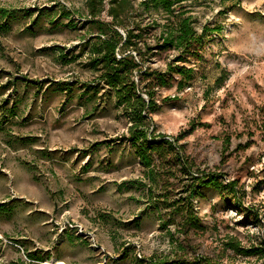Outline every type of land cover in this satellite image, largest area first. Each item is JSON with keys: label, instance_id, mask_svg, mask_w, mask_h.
<instances>
[{"label": "rangeland", "instance_id": "rangeland-1", "mask_svg": "<svg viewBox=\"0 0 264 264\" xmlns=\"http://www.w3.org/2000/svg\"><path fill=\"white\" fill-rule=\"evenodd\" d=\"M141 1L132 19L152 44L165 14ZM83 4L0 0V264H264L225 246L264 249V0L192 3L195 29H207L197 54L148 62L193 69L181 91L172 74L156 92V130H194L177 144L191 173L172 167L155 193L180 196L204 172L236 181L233 193L200 188V229L151 195L124 110L86 67Z\"/></svg>", "mask_w": 264, "mask_h": 264}, {"label": "trees", "instance_id": "trees-1", "mask_svg": "<svg viewBox=\"0 0 264 264\" xmlns=\"http://www.w3.org/2000/svg\"><path fill=\"white\" fill-rule=\"evenodd\" d=\"M231 1L221 0L222 3ZM194 2L199 0H142L138 6L143 7V10L161 9L165 14V22L158 25L160 31L154 35L152 44L146 36V28L132 19L134 0H84V11H75L89 31L88 39L79 45L82 49L87 48L86 67L97 74L95 80L112 91L115 104L124 110L130 123L127 139L146 170L145 176L150 182L147 187L151 195L163 197L162 202L171 208L172 214L181 215L188 229L201 228L192 209V199L200 196V188L224 189L233 193L236 186L235 180L223 183L222 175L204 172L191 183L183 184L180 196L170 195L167 189L161 195L155 193L158 182H161L160 177L166 171H171L172 167L179 172L191 173L192 164L184 158L182 147L177 144L183 136L194 130V127H189L176 137L158 132L151 117L158 108L156 92L158 88L168 85V76L172 74L180 77L176 89L181 91L191 78L193 69L169 62L162 71L151 70L148 62L152 56L162 52L176 51L178 55L173 61H187L197 54L207 29L203 27L198 33L194 27V17L188 9ZM61 13L67 17L71 15L65 7ZM10 15V10H7L4 17L9 19ZM69 22L74 25L72 19ZM162 182L165 184V181ZM181 193L186 195L183 197ZM225 246L246 257L264 253L260 247L246 249L232 241L225 243ZM152 261L149 259V263Z\"/></svg>", "mask_w": 264, "mask_h": 264}, {"label": "bare ground", "instance_id": "bare-ground-1", "mask_svg": "<svg viewBox=\"0 0 264 264\" xmlns=\"http://www.w3.org/2000/svg\"><path fill=\"white\" fill-rule=\"evenodd\" d=\"M48 263H49V260H48ZM58 264H63L62 262H58ZM65 264V263H64Z\"/></svg>", "mask_w": 264, "mask_h": 264}]
</instances>
